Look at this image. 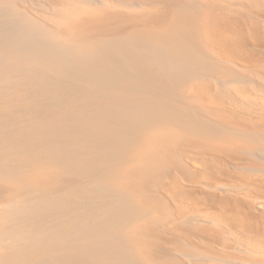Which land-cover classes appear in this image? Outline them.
<instances>
[{
	"label": "bare ground",
	"instance_id": "obj_1",
	"mask_svg": "<svg viewBox=\"0 0 264 264\" xmlns=\"http://www.w3.org/2000/svg\"><path fill=\"white\" fill-rule=\"evenodd\" d=\"M18 4L0 0V264H146L128 230L151 211L120 184L123 168L171 132L243 139L264 156V133L211 118L182 94L242 74L213 56L198 3L176 5L161 28L75 39Z\"/></svg>",
	"mask_w": 264,
	"mask_h": 264
},
{
	"label": "rangeland",
	"instance_id": "obj_2",
	"mask_svg": "<svg viewBox=\"0 0 264 264\" xmlns=\"http://www.w3.org/2000/svg\"><path fill=\"white\" fill-rule=\"evenodd\" d=\"M10 1L48 23V30L51 25L50 30L55 27L62 37L73 39L136 25L161 28L176 5L198 3L203 6L213 56L242 75L237 82L227 78L231 84L222 78L226 85L215 79L198 80L182 94L211 118L264 133V0H126L141 1L142 8L125 0H102L93 6L92 0ZM258 72L260 79L254 76ZM175 135L162 134L150 147L155 149L156 142L157 149L138 153L137 161L127 165L133 168L125 166L121 172L120 184L126 181L125 187L135 191L144 210L154 211L152 215L146 211L150 218L145 215L128 230L132 238L137 236L133 245L145 263L264 264V156L259 146L239 138L219 142L184 134L177 140L180 133ZM222 184L223 189L213 188Z\"/></svg>",
	"mask_w": 264,
	"mask_h": 264
}]
</instances>
